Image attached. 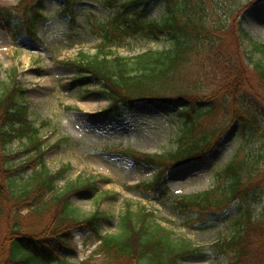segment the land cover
<instances>
[{"label": "rangeland", "instance_id": "obj_1", "mask_svg": "<svg viewBox=\"0 0 264 264\" xmlns=\"http://www.w3.org/2000/svg\"><path fill=\"white\" fill-rule=\"evenodd\" d=\"M18 2L0 0V8H13ZM41 3V18L36 19L34 39L25 31L20 32L21 10L12 13L10 25H6L0 15V86L10 85L11 73L15 70L25 90L23 99L28 120L37 131L34 139L43 143L42 151L48 150L42 162L50 172L69 167L65 176L56 181L58 189L81 175L80 178L91 174L98 176L94 190L77 191L71 195L70 205L80 212V217L97 212L101 216L97 221L99 234H116L119 217L125 211V204L130 202L134 209L144 206L147 211H152L154 220L172 231L175 237L189 239L204 248L229 238L240 215L249 212L253 218L264 220V197L246 205L234 201L224 212L216 210L199 215L176 208L174 197L211 189L216 184L217 171L233 157L255 155L259 159L258 170L264 173V136H250L232 128L236 107L230 101L223 105L218 100L221 92L212 101L215 108L211 113L202 114L196 121L193 135L194 138L210 135L209 143L221 136L218 146L212 148L204 162L193 160L167 170L162 196L159 190L147 192L140 188L138 185L151 181L158 171L151 164L137 161V153L160 155L177 148L181 129L177 114L183 104L179 102L177 108L161 106V110L149 102L137 101L131 110L123 109L119 117L107 112L109 99L104 94L95 93L102 89V81L80 72L73 63L80 52L93 55L100 48L103 30L116 15L118 7H108L104 0H73V17H70L63 12V0H41ZM174 14L198 19L212 31L223 25L228 28L227 34H222L221 38L226 46H231L232 52L237 51V61L243 65L240 76L244 94L240 100L256 112L260 128L264 129V102L253 92L256 80L252 61L258 55L251 50L252 42L264 43V0L256 3L254 0H154L141 21H161ZM239 29L248 38H243ZM208 34L202 35L215 38L216 33ZM167 36L162 34L155 39L145 30H138L105 50L111 51V56L121 57L148 50H167L171 46ZM220 42L216 40V44ZM188 60L185 66L192 71L201 70L203 66L209 70L203 54L196 57L192 52ZM201 82L203 86L199 91L206 89L207 94L215 93L221 85L210 76ZM56 143L59 145L49 149ZM29 146L30 141L25 137L15 139L8 146V153L14 155L9 164L20 168L14 175L17 184L39 167L36 163L27 164L35 156L34 150L27 151ZM256 177V182L264 184L262 178ZM107 192L110 196L106 195ZM27 211L22 209L20 213L25 215ZM39 218L40 215L30 212L27 218L21 219L26 228L31 226L34 231H39L46 221L45 217L41 221ZM1 226L0 222V234ZM69 234V247L59 253L60 259L71 264H103V254L98 251L99 241L90 230L76 226ZM49 241L54 244V240ZM258 257L264 258V250L259 253L251 249L246 261L254 264ZM230 258L229 253L210 249L180 259L176 264H229Z\"/></svg>", "mask_w": 264, "mask_h": 264}, {"label": "trees", "instance_id": "obj_2", "mask_svg": "<svg viewBox=\"0 0 264 264\" xmlns=\"http://www.w3.org/2000/svg\"><path fill=\"white\" fill-rule=\"evenodd\" d=\"M153 1L104 0L106 6L118 7L116 15L103 30V40L98 45L100 48L93 55L80 52L73 64L80 72L89 73L102 81V89L95 93L107 96L109 105L106 110L115 117L121 116L123 109L131 110L137 101L149 102L161 110V106L177 108L179 102L183 104L177 114L181 119L177 148L160 155L137 153L135 157L139 162L155 166L158 171L151 181L139 187L147 192L159 190L162 196L167 170L193 160L204 162L212 148L220 143L221 136L211 143L210 135L193 137L196 121L202 114H210L215 108L212 101L218 92H221L218 100L223 105L230 101L236 107L233 110L235 122L232 128H238L250 136H264V129L260 128L256 112L240 100L244 94V83L240 76L243 65L237 61V51L232 52L229 49L231 46H226L224 38H221L222 34H227L228 28L223 25L212 31L198 19L179 14L161 21H141ZM71 2L73 0H63V12L73 17ZM41 5V0H19L13 8L1 7L0 15L6 25H10L12 13L21 10L20 32L25 31L34 39L36 19L41 18ZM138 30H145L155 39L167 34L171 46L167 50H148L131 57L111 56V51L105 50L117 40L133 36ZM239 30L243 38H248ZM203 33L216 35L212 38ZM216 40L221 42L216 44ZM251 50L258 55L252 61L256 80L253 92L257 99L264 102V43L252 42ZM192 52L196 57L203 54L208 71L203 68L205 66L196 71L185 66ZM208 76L215 83H221L215 93L207 94L206 89L199 91L203 86L202 79ZM10 79V85L0 86V264H71L60 259L59 253L68 249L70 229L76 226H85L99 241L98 251L103 254V264H176L180 259L210 249L231 254L229 264H250L246 261L249 251L255 249L261 253L264 250V220L253 218L249 212L239 216L229 238L206 248L194 245L189 239L175 237L172 231L154 220L152 211H147L144 206L134 209L130 202L125 204V211L119 217L118 232L100 235L97 221L101 216L94 212L90 216L80 217V212L70 205L73 193L95 189L98 176L91 174L80 178L81 175L61 189L56 187V181L65 176L69 167L50 172L44 165L42 157L48 150L42 151L43 143L34 139L37 131L28 120L23 99L25 90L15 70H12ZM166 91L174 95H163ZM23 137L30 141L27 151H35V156L27 164L32 166L36 163L39 167H35L21 184H17L14 175L20 168L9 164L14 155L8 153V146L15 139ZM58 145L56 143L49 149ZM258 165L259 159L253 154L233 157L217 171V181L211 189L174 197L176 208L200 215L216 210L224 212L234 201L245 205L251 200L257 201L264 197V184L256 182V176L264 181V173L259 172ZM106 195L110 196L108 192ZM22 209L28 210L25 215L20 213ZM30 212L40 215V221L46 218L42 230L34 231L31 226H24L21 218H27ZM49 240H54L55 245ZM254 264H264V258L258 257Z\"/></svg>", "mask_w": 264, "mask_h": 264}]
</instances>
